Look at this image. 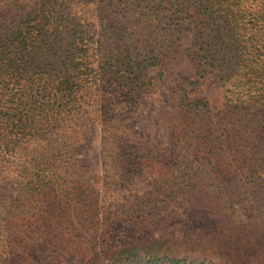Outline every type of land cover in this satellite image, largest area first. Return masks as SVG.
Returning a JSON list of instances; mask_svg holds the SVG:
<instances>
[{"label":"rangeland","instance_id":"obj_1","mask_svg":"<svg viewBox=\"0 0 264 264\" xmlns=\"http://www.w3.org/2000/svg\"><path fill=\"white\" fill-rule=\"evenodd\" d=\"M20 1L26 9L35 2ZM127 1L130 7L116 9L99 0H56L55 19L74 20L76 30L98 35L113 27L108 18L134 23L139 21L140 7L148 10L138 0ZM1 8L8 14L0 18V41L3 20L14 21L10 28L26 21L9 0H0ZM152 18L148 14L147 19ZM72 35L76 34L53 45L49 37L35 35L43 56L38 55L46 58L44 62L54 50L72 57L80 48L77 43L67 49ZM188 47L183 39L161 69L150 70L144 95L104 108L94 105L99 94L94 87H75L83 105L73 112L77 118L73 127H49L43 129L42 140L16 141L19 157L14 162L19 168L0 175V264H128L121 256L131 248L140 252L129 264H142L144 256L183 264H264V191L246 185L227 193L228 200L203 186L173 192L170 183L198 173L193 167L202 168L204 162L189 154L154 162L163 149L189 145L175 132V127H189L179 122L182 103L208 101L211 114L221 106L220 95L211 86L193 84L197 79ZM80 50L92 60L98 57L90 46ZM86 64L69 65L80 74ZM124 148L134 149L135 160H120ZM148 151H154L153 160L143 157ZM157 166H163V173Z\"/></svg>","mask_w":264,"mask_h":264},{"label":"trees","instance_id":"obj_2","mask_svg":"<svg viewBox=\"0 0 264 264\" xmlns=\"http://www.w3.org/2000/svg\"><path fill=\"white\" fill-rule=\"evenodd\" d=\"M9 1L18 16L21 13L23 20L26 16V21L19 26L15 22L10 28L8 25L14 21L3 20L1 26L0 175L19 168L14 162L19 157L16 141L42 140L43 129L76 124L73 112L81 110L83 104L75 87H94L99 93L95 106H120L122 100L146 93L150 70L161 69L186 39L188 59L197 79L193 84L211 86L220 95L221 106L211 114L208 101L182 103L179 122L189 127H175V132L189 145L163 149L155 154L154 162L161 164L166 157L183 159L187 154L204 162L202 168L193 167L198 173L170 183L173 192L203 186L228 200L227 193H236L246 185L259 193L264 191V0H138L148 9L140 7L139 21L108 18L113 27L107 25L108 31L98 35L84 28L76 30L74 20L55 19L59 17L56 0H35L29 9L20 5V0ZM99 1L116 9L130 7L127 0ZM7 14L6 9H0V18ZM148 14L152 21L147 19ZM104 22L102 19V27ZM30 23L34 30L29 28ZM73 33L76 35L66 42L67 49L77 43L80 48L90 46L97 59L92 60L80 48L72 57L52 49L47 62L38 55L43 56L35 35L49 37L53 45ZM75 61L88 62L85 73H75L76 68L69 65ZM95 61L97 65L92 67L89 62ZM74 79L85 82L76 83ZM192 112V118L186 116ZM37 127L42 131L38 132ZM135 154L134 149L124 148L119 157L129 163L135 160ZM153 154L148 151L143 157L153 160ZM156 168L163 171V166ZM242 180L246 182L238 185ZM138 251L128 249L121 259L129 264ZM144 257L142 264H158L166 259L170 264L184 263Z\"/></svg>","mask_w":264,"mask_h":264}]
</instances>
